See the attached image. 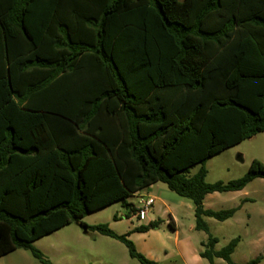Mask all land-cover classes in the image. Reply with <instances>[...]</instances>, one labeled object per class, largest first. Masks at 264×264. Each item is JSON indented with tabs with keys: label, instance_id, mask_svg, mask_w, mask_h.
I'll use <instances>...</instances> for the list:
<instances>
[{
	"label": "trees",
	"instance_id": "16d2710c",
	"mask_svg": "<svg viewBox=\"0 0 264 264\" xmlns=\"http://www.w3.org/2000/svg\"><path fill=\"white\" fill-rule=\"evenodd\" d=\"M260 132L264 0H0V254L22 248L53 264L35 240L88 228L86 214L117 201L135 215L128 198L158 182L190 199L195 228L209 233L206 217L240 207L206 208L205 197L243 190L264 164L208 182V159ZM93 229L159 264L130 233ZM218 242L209 234L201 256L237 264L240 238Z\"/></svg>",
	"mask_w": 264,
	"mask_h": 264
},
{
	"label": "rangeland",
	"instance_id": "374dc122",
	"mask_svg": "<svg viewBox=\"0 0 264 264\" xmlns=\"http://www.w3.org/2000/svg\"><path fill=\"white\" fill-rule=\"evenodd\" d=\"M6 114L12 115L11 112ZM34 124V121L30 122L33 129H39V125L34 127ZM23 131L26 132L23 133L24 141H34L27 128L24 127ZM254 159L264 164V132L214 153L206 163V179L208 182H229L242 177ZM199 167H192L191 173ZM160 188L165 191L160 196L179 219L178 229L172 227L170 214L163 205L154 210L152 208L147 218L140 220L122 201H117L86 214L82 221L88 228L73 222L36 240L33 245L53 264H142L130 255L123 241L93 229L95 225L107 224L117 234L130 233L128 239L134 243L136 250L159 264H209L208 259L200 256L202 242L207 241L209 234L219 239L217 250L233 238H240L232 254V259L238 264H247L256 257H261L258 264H264V178L254 179L240 192L215 193L217 196L207 201L214 210L240 208L225 221L206 217L209 233L195 228L194 209L181 203L191 202L190 199L179 196L162 182L157 183L154 191L158 192ZM128 201L135 207L139 206L137 196H130ZM151 220H159L160 223L147 232L135 230L137 226L150 224ZM0 264L42 263L30 250L19 249L0 258ZM214 264L228 263L216 258Z\"/></svg>",
	"mask_w": 264,
	"mask_h": 264
},
{
	"label": "crops",
	"instance_id": "0c3cea01",
	"mask_svg": "<svg viewBox=\"0 0 264 264\" xmlns=\"http://www.w3.org/2000/svg\"><path fill=\"white\" fill-rule=\"evenodd\" d=\"M157 186V183H155V184H153V185H151V186H149L148 188H145V189H143L142 191H140V192H137L136 194H135V196H138L139 194H142V193H148V194H151V195H153V196H155L156 197V201H155V204H154V206H153V210L155 209V207L156 208H158V206H160V205H163L164 207H165V210L167 211V212H169V214H170V217H171V220H172V227L173 228H176V229H178V221H179V219H178V217H177V215L175 214V212H174V210H172L171 208H170V206H168L167 204H166V202L162 199V197L160 196V193H164L165 191L163 190V189H159L158 190V192H155L154 191V189H155V187ZM240 191H242V190H238V191H231L230 193H236V192H240ZM215 193H217V192H214V193H210V194H208L206 197H205V200H204V204H205V207L206 208H211V209H214L211 205H209V204H207V201L209 200V199H212V198H214V197H216L217 195H214ZM227 193V192H226ZM167 194V193H166ZM182 204H184V205H186V206H188L189 208H191V209H194V212H195V206H194V204H193V202L191 201V202H181ZM151 221H153V220H151ZM73 223V222H72ZM69 224H71V223H69ZM69 224H66L65 226H67V225H69ZM196 225V224H195ZM65 226H63V227H65ZM62 228V227H61ZM60 229V228H59ZM57 230V229H56ZM56 230H53V231H51L50 233H53L54 231H56ZM50 233H48V234H46V235H49ZM46 235H44V236H42V237H45ZM42 237H40V238H42ZM40 238H38V239H40ZM37 239V240H38ZM36 241V240H35ZM34 241V242H35ZM33 242V243H34ZM19 249H22V248H10L9 250H7L6 252H4V253H2V254H0V258H2V257H4V256H6V255H8V254H10V253H12V252H14V251H16V250H19ZM203 249H201L200 250V253H201V251H202ZM200 256H201V254H200ZM202 257V256H201ZM203 258V257H202ZM235 262V261H234ZM235 263H237V262H235ZM238 264V263H237Z\"/></svg>",
	"mask_w": 264,
	"mask_h": 264
},
{
	"label": "built area",
	"instance_id": "2783aa9c",
	"mask_svg": "<svg viewBox=\"0 0 264 264\" xmlns=\"http://www.w3.org/2000/svg\"><path fill=\"white\" fill-rule=\"evenodd\" d=\"M137 197L139 206L136 207L137 211L135 216L140 220H144L147 218L148 214L153 208L156 201V197L148 193L139 194Z\"/></svg>",
	"mask_w": 264,
	"mask_h": 264
}]
</instances>
